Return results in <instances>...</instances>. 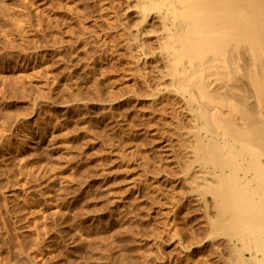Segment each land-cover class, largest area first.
<instances>
[{
	"label": "rangeland",
	"instance_id": "obj_1",
	"mask_svg": "<svg viewBox=\"0 0 264 264\" xmlns=\"http://www.w3.org/2000/svg\"><path fill=\"white\" fill-rule=\"evenodd\" d=\"M43 1L0 0V264H182L185 212L160 208L141 172L150 136L102 102L119 71L95 1Z\"/></svg>",
	"mask_w": 264,
	"mask_h": 264
},
{
	"label": "bare ground",
	"instance_id": "obj_2",
	"mask_svg": "<svg viewBox=\"0 0 264 264\" xmlns=\"http://www.w3.org/2000/svg\"><path fill=\"white\" fill-rule=\"evenodd\" d=\"M94 1L119 71L101 74L119 87L102 102L150 136L141 172L160 208L185 212L182 264H264V0Z\"/></svg>",
	"mask_w": 264,
	"mask_h": 264
}]
</instances>
